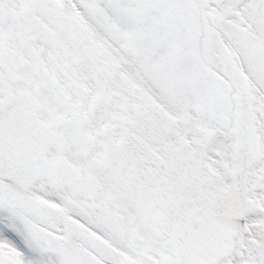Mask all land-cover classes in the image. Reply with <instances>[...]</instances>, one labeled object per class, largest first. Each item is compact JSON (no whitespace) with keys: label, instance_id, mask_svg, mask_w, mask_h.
<instances>
[{"label":"snow or ice","instance_id":"snow-or-ice-1","mask_svg":"<svg viewBox=\"0 0 264 264\" xmlns=\"http://www.w3.org/2000/svg\"><path fill=\"white\" fill-rule=\"evenodd\" d=\"M0 264H264V0H0Z\"/></svg>","mask_w":264,"mask_h":264}]
</instances>
